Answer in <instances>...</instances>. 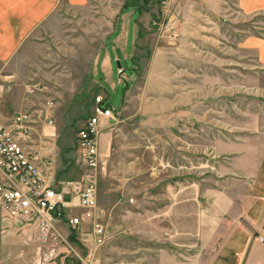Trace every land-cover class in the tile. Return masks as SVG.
I'll return each instance as SVG.
<instances>
[{
  "label": "rangeland",
  "instance_id": "374dc122",
  "mask_svg": "<svg viewBox=\"0 0 264 264\" xmlns=\"http://www.w3.org/2000/svg\"><path fill=\"white\" fill-rule=\"evenodd\" d=\"M125 1L142 6L121 12ZM248 2L62 5L42 37L0 64V122L9 125L19 110L42 112L27 143L51 152L55 179L82 180L77 132L95 97L114 110L98 135L97 219L106 232L94 253L99 264L204 263L188 247L194 237L175 232L179 223L192 228L193 218L173 219L171 207L201 203L227 177L251 173L250 158L239 170V141L264 121V66L244 43L264 35V11L248 12ZM84 212L70 213L90 230ZM67 220L66 213L49 229L15 226L0 206V264H78L75 252L87 248L77 233L78 243L70 240Z\"/></svg>",
  "mask_w": 264,
  "mask_h": 264
},
{
  "label": "crops",
  "instance_id": "0c3cea01",
  "mask_svg": "<svg viewBox=\"0 0 264 264\" xmlns=\"http://www.w3.org/2000/svg\"><path fill=\"white\" fill-rule=\"evenodd\" d=\"M86 1L0 0V64H7L28 39L42 37L62 5L77 7ZM245 9L264 11V0H251ZM244 44L254 50L257 62L264 66V35L247 37ZM251 130L253 136L247 143L239 141V170L245 165L241 161L250 158L251 173L239 171V176L227 177L231 182L214 193L205 191L201 203L176 201L171 207L173 219L193 218L192 228L179 223L175 232L194 237L188 247H197L198 256L205 257L203 264H264V121L252 122ZM178 245L186 244L179 240Z\"/></svg>",
  "mask_w": 264,
  "mask_h": 264
},
{
  "label": "built area",
  "instance_id": "2783aa9c",
  "mask_svg": "<svg viewBox=\"0 0 264 264\" xmlns=\"http://www.w3.org/2000/svg\"><path fill=\"white\" fill-rule=\"evenodd\" d=\"M118 72H123V69L118 67ZM103 102V97H95L91 114L77 132V147L84 167L80 181L56 180L51 167V152L45 153L41 148L34 149L28 145L30 125L42 112L36 110L34 117L27 111L17 112L9 125L0 123V206L14 225L34 224L42 229L51 228L67 213L71 231L78 234V239L87 248L86 254L75 252L78 264H99L94 253L104 242L106 234L103 224L97 219L100 215L96 187L97 170L100 168L98 135L108 127L106 122L109 119H115V114ZM45 124L51 126L52 119L49 118ZM73 208L85 211L90 230L82 227V216L70 213Z\"/></svg>",
  "mask_w": 264,
  "mask_h": 264
},
{
  "label": "trees",
  "instance_id": "16d2710c",
  "mask_svg": "<svg viewBox=\"0 0 264 264\" xmlns=\"http://www.w3.org/2000/svg\"><path fill=\"white\" fill-rule=\"evenodd\" d=\"M149 0H142V2L143 3H147ZM142 6V4L141 3H136V4H129V2L128 1H125V3L123 4V6H122V8H121V12H123V11H125V10H127V9H130V8H132V9H136V11H139V8ZM120 63V62H119ZM121 67V66H120ZM60 178V176L59 175H57L56 176V179H59ZM69 238H70V240L72 241V242H75V243H78V241L75 239V234H74V232L72 231V233L70 234V236H69ZM77 263V262H76Z\"/></svg>",
  "mask_w": 264,
  "mask_h": 264
},
{
  "label": "water",
  "instance_id": "95a60500",
  "mask_svg": "<svg viewBox=\"0 0 264 264\" xmlns=\"http://www.w3.org/2000/svg\"><path fill=\"white\" fill-rule=\"evenodd\" d=\"M117 67H120V63H119V61L117 60Z\"/></svg>",
  "mask_w": 264,
  "mask_h": 264
}]
</instances>
